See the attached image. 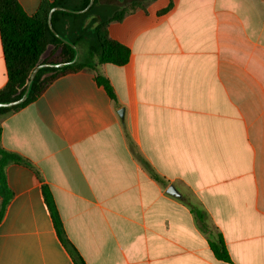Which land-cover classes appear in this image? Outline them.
Listing matches in <instances>:
<instances>
[{"label": "crops", "instance_id": "0c3cea01", "mask_svg": "<svg viewBox=\"0 0 264 264\" xmlns=\"http://www.w3.org/2000/svg\"><path fill=\"white\" fill-rule=\"evenodd\" d=\"M18 1L30 15L41 2ZM109 33L127 63L0 115L2 146L28 162L6 167L0 264H76L45 185L86 264H264V0H152Z\"/></svg>", "mask_w": 264, "mask_h": 264}, {"label": "trees", "instance_id": "16d2710c", "mask_svg": "<svg viewBox=\"0 0 264 264\" xmlns=\"http://www.w3.org/2000/svg\"><path fill=\"white\" fill-rule=\"evenodd\" d=\"M149 1L152 0H95L91 8L84 13L57 10L53 13L52 23L59 37L49 27L50 10L55 6L80 10L85 8L90 0H41L32 15L23 9L18 0H0V33L8 72V81L0 89V102L22 97L33 69L39 64L73 60L76 51L71 43L78 47H87V55L81 58L79 49L78 60L72 64L40 69L31 83L26 101L11 107H0V115L18 110L37 100L54 80L63 75L92 69L97 63H127L131 51L128 46L110 36L109 26L114 21H122L128 13ZM95 79L104 87L109 97H116L107 77L98 75ZM1 137L0 126V221L13 197L6 167L12 162L28 163L20 154L5 149L1 144ZM43 193L59 237L71 252L76 264H86L66 238L52 191L45 185ZM211 247L219 259L231 260L221 234L211 242Z\"/></svg>", "mask_w": 264, "mask_h": 264}, {"label": "water", "instance_id": "95a60500", "mask_svg": "<svg viewBox=\"0 0 264 264\" xmlns=\"http://www.w3.org/2000/svg\"><path fill=\"white\" fill-rule=\"evenodd\" d=\"M94 1L95 0H90L89 4L85 8L80 9V10H71L69 8L61 7V6L53 7L50 10L49 16H48V24H49V27L52 30V32L56 36L60 37L59 33L56 31V29L54 28L53 23H52V16H53V13L55 11L62 10V11H67V12L84 13V12L88 11L91 8V6L94 4ZM71 45L76 51V54H75V57H74L73 60L68 61V62H60V63H49V62H46V63L39 64L38 66H36L33 69L32 73L30 75V79L28 81L27 88H26L24 94L22 95V97H20V98H18L16 100L9 101V102H0V107H11V106H15V105L24 103L26 101L27 97H28V92H29L31 83L35 79V77L37 76V74L40 71V69H42L44 67H56V68L57 67H64L66 65H69V64H72V63L76 62L78 60V57H79V47L76 44H74V43H71ZM119 113L122 114L121 110H120ZM168 192L171 193V194H174V195H178V192H177V190H176V188L174 186H171L168 189Z\"/></svg>", "mask_w": 264, "mask_h": 264}, {"label": "rangeland", "instance_id": "374dc122", "mask_svg": "<svg viewBox=\"0 0 264 264\" xmlns=\"http://www.w3.org/2000/svg\"><path fill=\"white\" fill-rule=\"evenodd\" d=\"M80 57L84 58L87 55V47L86 46H80Z\"/></svg>", "mask_w": 264, "mask_h": 264}]
</instances>
